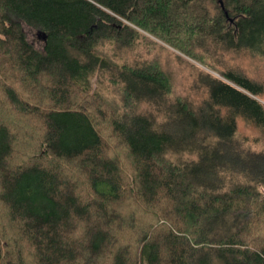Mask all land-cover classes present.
Returning a JSON list of instances; mask_svg holds the SVG:
<instances>
[{"label": "trees", "instance_id": "1", "mask_svg": "<svg viewBox=\"0 0 264 264\" xmlns=\"http://www.w3.org/2000/svg\"><path fill=\"white\" fill-rule=\"evenodd\" d=\"M221 2L0 0V264H264V0Z\"/></svg>", "mask_w": 264, "mask_h": 264}, {"label": "rangeland", "instance_id": "2", "mask_svg": "<svg viewBox=\"0 0 264 264\" xmlns=\"http://www.w3.org/2000/svg\"><path fill=\"white\" fill-rule=\"evenodd\" d=\"M22 28L28 41L31 42L35 48L41 49L43 40L40 36L37 35V30L27 26L24 23H22ZM161 44H163L165 48H153L150 51V54L155 55L161 61L164 68L171 74L174 84V90L176 92L184 93L188 90L190 85L192 73V66L190 63L192 62L199 67H202L204 69L206 68L196 61L192 60L191 58L187 57L186 55L180 53L179 51L169 47L168 45L164 43ZM140 51H142L143 53L145 52L144 49H141ZM177 55H180L183 59H178ZM190 92L191 94H194L192 90H190Z\"/></svg>", "mask_w": 264, "mask_h": 264}, {"label": "water", "instance_id": "3", "mask_svg": "<svg viewBox=\"0 0 264 264\" xmlns=\"http://www.w3.org/2000/svg\"><path fill=\"white\" fill-rule=\"evenodd\" d=\"M219 2H220L221 8H223L221 0H219ZM229 21H232V19L229 18ZM37 35L40 36L42 38V40H45V38H46L45 33L43 31H41V30H37Z\"/></svg>", "mask_w": 264, "mask_h": 264}]
</instances>
